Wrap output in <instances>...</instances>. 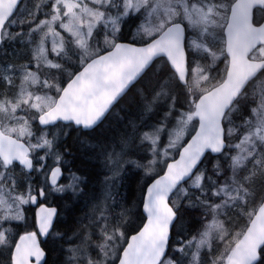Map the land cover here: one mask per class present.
Wrapping results in <instances>:
<instances>
[{
  "label": "snow or ice",
  "instance_id": "snow-or-ice-1",
  "mask_svg": "<svg viewBox=\"0 0 264 264\" xmlns=\"http://www.w3.org/2000/svg\"><path fill=\"white\" fill-rule=\"evenodd\" d=\"M0 264H264V0H0Z\"/></svg>",
  "mask_w": 264,
  "mask_h": 264
},
{
  "label": "trees",
  "instance_id": "trees-1",
  "mask_svg": "<svg viewBox=\"0 0 264 264\" xmlns=\"http://www.w3.org/2000/svg\"><path fill=\"white\" fill-rule=\"evenodd\" d=\"M34 211H35V209L33 208V209L31 210V212L29 213V219H30V222H32V221L34 220ZM29 230H32V229L30 228ZM41 241H43V240H41ZM42 246H43V245H42Z\"/></svg>",
  "mask_w": 264,
  "mask_h": 264
},
{
  "label": "water",
  "instance_id": "water-1",
  "mask_svg": "<svg viewBox=\"0 0 264 264\" xmlns=\"http://www.w3.org/2000/svg\"><path fill=\"white\" fill-rule=\"evenodd\" d=\"M34 209H35V208H34ZM34 212H35V211H34ZM40 239H41V240H44V238H43V237H41Z\"/></svg>",
  "mask_w": 264,
  "mask_h": 264
}]
</instances>
